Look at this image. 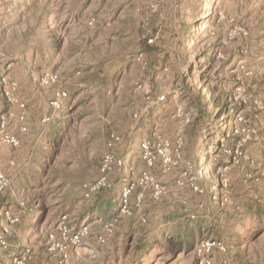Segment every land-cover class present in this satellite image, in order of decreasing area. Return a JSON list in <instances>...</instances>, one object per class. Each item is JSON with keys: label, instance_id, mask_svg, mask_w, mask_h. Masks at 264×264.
<instances>
[{"label": "rangeland", "instance_id": "374dc122", "mask_svg": "<svg viewBox=\"0 0 264 264\" xmlns=\"http://www.w3.org/2000/svg\"><path fill=\"white\" fill-rule=\"evenodd\" d=\"M5 114L20 146L0 153V264H264V212L244 207L264 205V0H0ZM145 139L170 143V167L153 170L167 191L137 188L120 217L122 178L147 170ZM110 153L125 168L86 198ZM207 241L224 249L200 253Z\"/></svg>", "mask_w": 264, "mask_h": 264}, {"label": "built area", "instance_id": "2783aa9c", "mask_svg": "<svg viewBox=\"0 0 264 264\" xmlns=\"http://www.w3.org/2000/svg\"><path fill=\"white\" fill-rule=\"evenodd\" d=\"M13 87H15L13 85ZM63 96H66V94H63ZM150 99V98H149ZM164 98L161 97L158 100L162 101ZM54 106H58V101L53 103ZM21 109L25 108V105H19ZM13 116V114L10 115H3L0 117V153L4 146H10L12 148H17L20 146V139L8 132L9 127V120ZM19 120L21 122L24 121V116L21 115L19 117ZM21 130L23 132L27 131V127H25L23 124L21 125ZM118 141V138L115 136L111 137V142L109 144V147H113L114 143ZM170 143L166 140H150L145 139L142 140L140 143V155L143 163L147 167V170L141 173L138 177L132 178L131 176H126L122 178V187H121V193L118 203V209H119V216H129L131 215V197L135 193V190L142 189L143 191L149 190L152 192L153 197L156 199H160L167 191V187L162 185L161 182L154 176L153 170L158 166L161 165L165 172L168 170V168L171 165V157H170ZM126 166V161L123 158L117 157L115 154L110 153L108 154L101 166V175L100 177L93 183L85 185V197L91 198L94 195L100 193L101 191L107 189L110 187V183L108 180V176L111 173H114L116 170L124 169ZM6 178L5 175L0 172V191L3 188V185L5 184ZM5 221L6 223L11 226L14 225L16 222H18V219L14 217L10 213V211H6L4 213ZM8 226V227H9ZM114 229V222H109L105 225V230L107 234H111ZM9 228L5 229V232H8ZM84 237L83 232L76 233L70 237V244L74 248H79L82 244V240ZM0 242L3 247L6 246V240L4 238V235L2 234L0 236ZM100 242H105L103 238L100 239ZM211 247H216L218 249H224V243L222 241H207L206 243L201 244L199 251L207 252L210 250ZM199 264H212V262L208 259H201Z\"/></svg>", "mask_w": 264, "mask_h": 264}, {"label": "trees", "instance_id": "16d2710c", "mask_svg": "<svg viewBox=\"0 0 264 264\" xmlns=\"http://www.w3.org/2000/svg\"><path fill=\"white\" fill-rule=\"evenodd\" d=\"M204 58H207L208 60L211 61L212 60L211 51H209L208 53H204ZM201 78H205L204 73L201 74ZM207 90L209 92L212 91L210 87H207ZM204 99L205 98L199 93L197 98L194 101V105L198 109V118L194 122L196 126V130H203V128H206L208 125H211L210 123L211 115L207 109L208 103H205ZM218 106L220 109H222L223 113L229 112L230 103L227 101V99H225L224 101L222 100L220 103H218ZM208 175L209 177L206 183L208 184L209 188L212 189L213 187H216V188L221 187V179L219 176L213 175L211 171H208ZM262 197H264V194ZM244 207L246 208L247 213H254L255 216L257 215L261 216L262 213L264 212V209H263L264 205L261 204L260 202H258V204L254 202H248L244 205Z\"/></svg>", "mask_w": 264, "mask_h": 264}, {"label": "crops", "instance_id": "0c3cea01", "mask_svg": "<svg viewBox=\"0 0 264 264\" xmlns=\"http://www.w3.org/2000/svg\"><path fill=\"white\" fill-rule=\"evenodd\" d=\"M140 162H141V164L145 167V164L143 163V161H142V159H141V156H140ZM128 172L131 173V169H130V171H126L125 174L127 175ZM139 172H140V171H139ZM139 172H138V173H139ZM125 174H124V175H125ZM130 175H132V174H130ZM107 214H108V213L104 212L103 210H100V211H98V212L96 213L97 217L100 218V221H101V224H100V225H101V226L104 224L103 222H105V221H107V220L110 219V216H108ZM96 221H98V220H96ZM102 221H103V222H102Z\"/></svg>", "mask_w": 264, "mask_h": 264}]
</instances>
